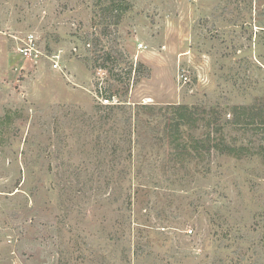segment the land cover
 I'll list each match as a JSON object with an SVG mask.
<instances>
[{
    "label": "rangeland",
    "instance_id": "rangeland-1",
    "mask_svg": "<svg viewBox=\"0 0 264 264\" xmlns=\"http://www.w3.org/2000/svg\"><path fill=\"white\" fill-rule=\"evenodd\" d=\"M126 2L0 0V264H264V0Z\"/></svg>",
    "mask_w": 264,
    "mask_h": 264
},
{
    "label": "trees",
    "instance_id": "trees-1",
    "mask_svg": "<svg viewBox=\"0 0 264 264\" xmlns=\"http://www.w3.org/2000/svg\"><path fill=\"white\" fill-rule=\"evenodd\" d=\"M98 7L102 10V15H100V19H113L114 24H118L124 14L129 10V4L128 2H126V0H98ZM122 55V54H121ZM104 57H111V53L109 51H106L103 53ZM100 60H102L101 56L98 57V59L96 60L97 62H99ZM105 60V59H104ZM102 60L103 62L107 60ZM132 67L130 68L129 72H132ZM107 93V92H106ZM100 95H102V98L104 99V101H107L110 105H111V109L112 110H122L123 109V105L121 104H114L115 103V98L116 96L113 95H108V94H103L100 93ZM127 110V109H126ZM164 111H166V113H172L173 116H171L170 118H167L165 116L166 119V124L164 127V131L166 136L165 137V141L172 145L173 148L177 151V154H179L180 156H176L177 158H180L183 154H188L189 152V147L191 148V150H193L195 153H198V155L201 156L200 151H205V149L210 148V140L209 142H204V141H199V142H193L191 145H184V143L181 140V137L183 136L182 134V128L184 127V125H186L187 123H190V120H193L194 118H192L189 114V110L187 109V107L185 106H167L165 108H163ZM239 114V113H237ZM241 114V113H240ZM236 115V114H235ZM260 126H264V110L260 112ZM221 144H225L226 142H224V140H220L219 144H216L215 146H213L217 151H222L221 148ZM190 155V154H188Z\"/></svg>",
    "mask_w": 264,
    "mask_h": 264
},
{
    "label": "built area",
    "instance_id": "built-area-1",
    "mask_svg": "<svg viewBox=\"0 0 264 264\" xmlns=\"http://www.w3.org/2000/svg\"><path fill=\"white\" fill-rule=\"evenodd\" d=\"M19 55L25 60H37L39 59L40 51L37 48V39L34 34H29L24 41V45L17 49ZM55 69L59 68V65L54 66ZM193 231H190L191 234Z\"/></svg>",
    "mask_w": 264,
    "mask_h": 264
}]
</instances>
